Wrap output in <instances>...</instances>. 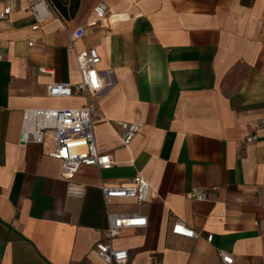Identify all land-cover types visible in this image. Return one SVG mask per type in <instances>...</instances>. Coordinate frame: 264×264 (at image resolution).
I'll use <instances>...</instances> for the list:
<instances>
[{
  "label": "crops",
  "instance_id": "crops-1",
  "mask_svg": "<svg viewBox=\"0 0 264 264\" xmlns=\"http://www.w3.org/2000/svg\"><path fill=\"white\" fill-rule=\"evenodd\" d=\"M100 1L81 0L71 19L44 1L38 30L27 1L0 21V264H109L96 253L108 210L148 218L113 239L123 264H264V0H104L110 20L92 26ZM90 47L101 91L49 96L53 83L81 81L77 55ZM91 103L98 149L115 164L82 166L76 197L58 179L62 162L20 136L34 109ZM120 121L142 124L128 147ZM137 174L148 201L107 205L101 185ZM194 188L206 198H190ZM177 220L198 236L173 234Z\"/></svg>",
  "mask_w": 264,
  "mask_h": 264
},
{
  "label": "built area",
  "instance_id": "built-area-1",
  "mask_svg": "<svg viewBox=\"0 0 264 264\" xmlns=\"http://www.w3.org/2000/svg\"><path fill=\"white\" fill-rule=\"evenodd\" d=\"M9 4L0 12V21L8 19L12 12L11 4L17 1H27L32 5L33 15L37 23L32 27L38 30L40 22L44 19L42 4L48 0H8ZM49 3V2H48ZM97 20L90 25L95 26L102 21H109L108 4L101 0L94 7ZM70 37L79 39L85 34L84 27L68 30ZM34 40L29 45L32 46ZM101 56L95 47H90L77 55L78 68L81 81L78 83H53L47 87L49 96L72 97L74 95H96L104 86V81L98 69ZM97 121L96 109L93 103L76 108H40L31 111L23 126L20 142L23 145L39 143L48 148V155L62 162V172L58 179L67 182V192L71 196L82 197L85 187L74 181L75 175L82 166H94L110 169L115 164L110 154L100 153L96 136L95 123ZM118 125L122 131V143L125 147L131 145L133 139L140 133L142 124L139 122L120 121ZM256 136L247 140L252 142ZM150 185L144 176L137 174L128 184H103L101 190L105 202L109 203L114 198H133L138 203L144 204L149 199ZM188 196L197 200H204L206 192L203 188H194ZM108 228L107 242L96 245V253L107 263H125L129 254L125 249H115L112 241L124 229L143 228L148 224V218L134 213H120L107 211ZM172 233L188 238H196L198 233L184 224L175 221ZM213 236L208 237L211 242ZM234 259L223 255L224 264H232Z\"/></svg>",
  "mask_w": 264,
  "mask_h": 264
},
{
  "label": "trees",
  "instance_id": "trees-1",
  "mask_svg": "<svg viewBox=\"0 0 264 264\" xmlns=\"http://www.w3.org/2000/svg\"><path fill=\"white\" fill-rule=\"evenodd\" d=\"M48 2L63 18L71 19L77 15L81 0H48Z\"/></svg>",
  "mask_w": 264,
  "mask_h": 264
},
{
  "label": "water",
  "instance_id": "water-1",
  "mask_svg": "<svg viewBox=\"0 0 264 264\" xmlns=\"http://www.w3.org/2000/svg\"><path fill=\"white\" fill-rule=\"evenodd\" d=\"M1 253H2V245H0V258H1Z\"/></svg>",
  "mask_w": 264,
  "mask_h": 264
}]
</instances>
